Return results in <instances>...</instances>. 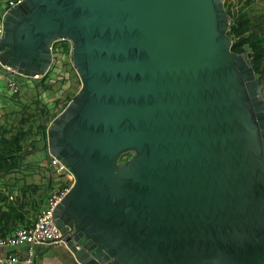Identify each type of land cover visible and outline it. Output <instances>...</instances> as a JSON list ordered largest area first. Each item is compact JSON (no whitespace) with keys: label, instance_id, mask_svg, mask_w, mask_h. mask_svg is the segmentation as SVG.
<instances>
[{"label":"water","instance_id":"obj_1","mask_svg":"<svg viewBox=\"0 0 264 264\" xmlns=\"http://www.w3.org/2000/svg\"><path fill=\"white\" fill-rule=\"evenodd\" d=\"M224 0H21L0 66L81 86L46 130L73 183L53 218L80 264H264V101ZM132 154L125 162L122 155Z\"/></svg>","mask_w":264,"mask_h":264},{"label":"rangeland","instance_id":"obj_2","mask_svg":"<svg viewBox=\"0 0 264 264\" xmlns=\"http://www.w3.org/2000/svg\"><path fill=\"white\" fill-rule=\"evenodd\" d=\"M245 2H248L245 4ZM225 3V0H224ZM246 6L251 8L253 15L264 12V0H235V8ZM234 10V9H233ZM250 12V11H249ZM52 54V64L48 70L46 80L23 82L24 77L13 75V79L20 86L17 94H10L11 98L6 110L1 115L4 121L2 127L13 133L19 130L27 132L26 145L23 146L24 159L22 167L27 165L32 169V181L40 180V173H44L46 180H52V189L65 182L66 176L56 174L49 166L45 171L43 156L47 152V144L40 133L39 126L49 125L63 111V105L77 94L81 83L70 61L71 45L69 42L55 41ZM261 88L264 90V75L261 76ZM260 90V88H259ZM264 101V93L260 92ZM73 99V98H72ZM48 154V152H47ZM26 157V158H25ZM41 167V170H37Z\"/></svg>","mask_w":264,"mask_h":264},{"label":"crops","instance_id":"obj_3","mask_svg":"<svg viewBox=\"0 0 264 264\" xmlns=\"http://www.w3.org/2000/svg\"><path fill=\"white\" fill-rule=\"evenodd\" d=\"M12 1L15 0H0V27L6 12L10 9L9 2ZM54 47L56 46L53 45V49ZM10 77L13 78V75L8 74L0 66V118L4 113L2 110H6L8 105H11V103L8 104L11 92L6 87V82ZM22 79L23 82L35 81L31 78ZM4 123V121H0V127ZM20 157L22 161L16 168L0 167V237H7L17 230L32 227L53 190L52 180L50 178L46 180L44 173L39 174V176L42 175L40 180L32 181L30 178L32 169L27 165L23 167L21 165L24 159L23 150ZM42 158L46 171L49 156L47 158V155L44 154ZM37 170H41V167H38ZM27 249V246L0 248V260L4 261L2 264H8L5 261L10 255L21 260L25 257ZM33 250L35 255L33 264H80L63 245L35 246Z\"/></svg>","mask_w":264,"mask_h":264},{"label":"trees","instance_id":"obj_4","mask_svg":"<svg viewBox=\"0 0 264 264\" xmlns=\"http://www.w3.org/2000/svg\"><path fill=\"white\" fill-rule=\"evenodd\" d=\"M246 3L248 2H245V4ZM224 9L230 18L227 36L230 37L232 42L231 51L238 55L245 53L250 54V63L254 71L258 87L260 88V92L263 94L264 90L261 88V76L264 75V12L259 15H253L251 13V8L248 10L246 6L235 8V0H225ZM47 73L42 78L34 80L40 83L44 82L46 80ZM74 96L75 94L72 98ZM71 100L64 103L63 109ZM47 127V125L39 126L40 133L45 141ZM27 132H29V130H19L13 133L8 128L0 127L1 168L6 169L8 166V168L13 169L16 168L22 161L20 155L23 150V146L26 145V138L28 135ZM46 155L48 158L47 152ZM131 156V153L122 155L119 162H125Z\"/></svg>","mask_w":264,"mask_h":264},{"label":"built area","instance_id":"obj_5","mask_svg":"<svg viewBox=\"0 0 264 264\" xmlns=\"http://www.w3.org/2000/svg\"><path fill=\"white\" fill-rule=\"evenodd\" d=\"M20 1L21 0H15L9 2L8 7L12 8ZM2 35L3 30L2 27H0V41L2 39ZM53 45L54 43L51 46V52L53 51ZM6 87L7 90L13 94H17L20 91L18 83L12 77L7 80ZM49 160V166L52 170L58 175L66 176V180L53 188L45 207L39 212L32 227L17 230L15 233L7 237H0V248H16L20 246L28 247L25 257L21 260L14 255L8 256L5 261L8 264H33L35 258L33 249L35 246L63 245L61 241V234L53 218V212L68 194L73 183V178L58 160L53 157H49ZM3 262V260H0V264Z\"/></svg>","mask_w":264,"mask_h":264}]
</instances>
